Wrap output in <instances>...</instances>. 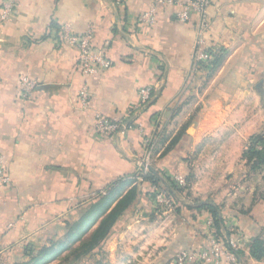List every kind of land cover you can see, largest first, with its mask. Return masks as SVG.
Listing matches in <instances>:
<instances>
[{"label": "crops", "instance_id": "crops-1", "mask_svg": "<svg viewBox=\"0 0 264 264\" xmlns=\"http://www.w3.org/2000/svg\"><path fill=\"white\" fill-rule=\"evenodd\" d=\"M192 1L0 0V153L11 176L0 189V264L30 261V240L56 216L68 235L92 210L102 220L103 200H111L109 212L133 187L136 200L90 254L98 264H177L179 253L207 238L211 214L195 207L201 202L220 208L222 231L244 234L241 264H264L252 252L254 239L264 241V167L244 156L264 132V0H212L205 36L215 54L201 68L193 58L199 13L190 8L187 21L179 18ZM152 9L156 22L141 21ZM88 29L111 66L91 80L84 106L80 49L62 35ZM24 76L34 83L29 91ZM148 84L151 101L129 117L153 142L158 184L141 171L142 130L95 131L97 112L125 117ZM177 176L195 181L174 193ZM164 189L171 204L159 202Z\"/></svg>", "mask_w": 264, "mask_h": 264}, {"label": "built area", "instance_id": "built-area-1", "mask_svg": "<svg viewBox=\"0 0 264 264\" xmlns=\"http://www.w3.org/2000/svg\"><path fill=\"white\" fill-rule=\"evenodd\" d=\"M120 1V0H119ZM159 3L170 2L174 3L175 0H157ZM212 0H197L192 2H187L184 4V11L180 14L179 18L181 21H187L189 19V9L194 8V10L199 13L200 20L198 22V34L196 37V42L194 46V63L196 67H199L203 63H208L214 56V50L208 47L207 38L205 32L209 26L208 19V8L210 7ZM140 20L147 23H155V9L144 13ZM93 31L88 29V31L83 35H74L69 31H65L62 37L71 44L77 45L80 49L78 68L83 75V83L79 92L80 102L84 106H88L91 102L90 94V84L91 80L95 75L102 70L109 68L111 66V61L105 57L103 51L94 46L93 44ZM34 87V83L30 81L27 77H23L22 88L25 91H29ZM153 97V85L148 84L143 86L139 92V98L135 104L126 113L125 117H109L103 113L98 112L96 114V124L95 131L102 136H114L121 131L127 129L138 128L142 130V135L144 136V143L146 145V157L142 164L141 171L146 174L151 170V163L149 156L152 154L153 142L149 139L143 132L142 122L133 121L129 115V111L138 110L143 106L147 105ZM260 149L263 146H259ZM176 184L185 186L187 180L183 176H177L175 178ZM10 182V177L6 172V158L0 153V187ZM159 202L171 204L173 197L165 189L158 193ZM207 225V247L202 248H192L184 250L178 255L179 264H224L229 262L231 264H237L239 261L238 250L242 247L246 238L244 234L239 230V228H232L233 233L226 234L225 239L219 237L214 227L213 218L209 217L206 221ZM228 237V238H227ZM222 238L227 242L224 244Z\"/></svg>", "mask_w": 264, "mask_h": 264}, {"label": "trees", "instance_id": "trees-1", "mask_svg": "<svg viewBox=\"0 0 264 264\" xmlns=\"http://www.w3.org/2000/svg\"><path fill=\"white\" fill-rule=\"evenodd\" d=\"M215 60H218V56L213 61H215ZM208 63L210 65V61ZM259 146H263V148H264V132L260 133V134L253 135L251 137L250 145L248 146V148L244 152V156L247 158V160L249 162H251L253 164V166L255 168L264 167V150L260 149ZM145 175H146V179H148L149 181H151L154 184H158L159 182L163 181L161 175L157 171V168H155L153 165L151 167V170L148 172V174H145ZM165 182H168V180H166ZM169 186H170V188H168V189L171 192L173 191L174 193H178V191L184 193L186 191L183 189H178L179 187L175 188V185H173V186L169 185ZM137 196H138L137 187H133L123 197H121L115 203V205L112 207V209L106 214V216L102 219V221L100 222L98 227L95 229V231L93 233L94 234L93 238L90 240V242L87 243L86 245H82L81 247H79L77 249L78 253H77L76 257L79 258V257H82L84 255H87V254L91 253L93 250L97 249V247L101 246L105 242L108 235L110 234V232H111L112 228L114 227L116 221L122 216V214L126 211V209L132 205V203L136 200ZM108 199L109 198L106 197L102 202V206H101L102 212H103L104 208L108 205L107 204ZM110 204H111V200L109 201V205ZM195 207L197 209H200V210H203V209L207 210L214 219V226H215L216 232L219 235V237H226V235L221 232L222 219L220 216V208L218 206H216L210 202H201V203H197L195 205ZM95 213L98 214L99 211H97V209H96V210L90 211V213H87L85 215L84 219L82 220V222H84V220H86V218L88 219V216L90 217V215H92V214L95 215ZM76 225L77 224L72 226V229H70V231L67 235V236H70V238L74 234L73 230L75 229ZM80 226H81V223L78 225V227L80 228ZM57 244H56V242H53L52 245L49 247L44 246L35 255H34V253H30V255L33 254L31 260L26 262V263H22V264H32L33 261L36 262L35 264H38L39 262L44 260L46 258V256H49L52 252L55 253L56 251H58L59 248H55V246H57ZM64 244H65V242L63 241V243L60 246H63ZM30 251H32V249H30ZM252 252H253L254 257H256L258 259H261L263 257V255H264V241L262 239L256 238L253 240Z\"/></svg>", "mask_w": 264, "mask_h": 264}, {"label": "rangeland", "instance_id": "rangeland-1", "mask_svg": "<svg viewBox=\"0 0 264 264\" xmlns=\"http://www.w3.org/2000/svg\"><path fill=\"white\" fill-rule=\"evenodd\" d=\"M206 64L207 63L201 64L199 66V68H201L202 65L204 66ZM198 70H200V69H198ZM262 149L264 150V148H262ZM5 158H6V156H5ZM205 163L206 162H204L203 165H205ZM203 165L200 166V171H201V174L204 175L205 177H202V175L200 176V178H202V181L199 183L200 184L199 187L205 186V180H208V177H206V175H208L207 174V167L202 169ZM6 172H7L8 176L10 177V182L3 185L2 187H0V189L10 185V183H11V176H10L9 166H8L7 162H6ZM186 180H187V184L185 186H183V185L181 186L180 184H175V187H177V188L179 187L178 189L186 190V189H188V187L191 184V183L189 184V182L195 181V179H190V181H189V179H187V178H186ZM107 204L108 205L104 208V210L102 212L103 218L106 216L109 208L112 206L111 204L109 205V202H107ZM79 216H80V211H78L74 217L72 215L71 220H75ZM209 217L213 218L212 216H209ZM208 218L206 219V221L208 220ZM101 221L102 220L100 219V212H99V216L97 214V217H95L94 214L90 215V217L88 216V219L86 218V220H84V222L81 223L80 228L78 227L79 224L77 222L76 223L77 225L75 226V229L73 230L74 234L70 238V236H67V234H66L67 230H69V225H67V226L63 225L64 219L61 216L60 217L56 216L53 225H51L47 229V231H45V232L40 231V234H38L37 236L34 237L35 239L30 240V241H34L33 243H35V246H36L35 247L36 249L34 252L35 254H37L39 252V248L42 247L43 245H45V246L51 245L53 243V242L51 243V241L56 242V244L58 243L57 246H55V248H59L58 251H56L55 253L52 252L49 256H46V258L44 260H42L41 262H39L38 264H98V262L94 259V257L90 256V254L93 253L94 250L91 253L84 255L82 257L78 258L76 256L78 253L77 249L79 247H81L82 245H86L87 243H89L90 240L93 238V235H94L93 233ZM205 228L207 230L206 224H205ZM71 229H72V227H71ZM221 232L226 235V233L227 234L233 233V230L229 229V230H226L225 232L221 230ZM223 238L225 239V237H223ZM223 238H222V240L224 241L223 243L227 244V242ZM45 239H47V240H45ZM63 241L65 242V244L63 246H60L63 243ZM27 243H29V241L25 242L23 245H25ZM207 244H208V242H207V238H206V240L203 243L199 244V246H196L195 248L207 247ZM23 245L19 249H16V250L19 253L24 254V250H23L24 246ZM100 248H101L100 246L97 247V249H100ZM239 250H238V254H239ZM178 255L175 259V262L177 264H179ZM23 259L24 258L20 259V258L14 257L13 261L23 260ZM6 261H9V260L6 259ZM99 261H101V260H99ZM35 263L36 262H34V261L32 262V264H35ZM237 264H241L240 261H238Z\"/></svg>", "mask_w": 264, "mask_h": 264}]
</instances>
